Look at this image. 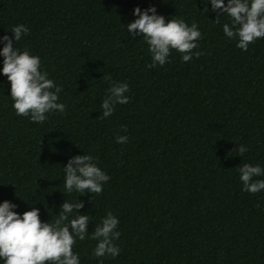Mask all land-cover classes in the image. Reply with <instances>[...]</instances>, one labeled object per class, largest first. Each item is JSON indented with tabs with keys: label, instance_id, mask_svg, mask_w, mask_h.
I'll use <instances>...</instances> for the list:
<instances>
[{
	"label": "trees",
	"instance_id": "1",
	"mask_svg": "<svg viewBox=\"0 0 264 264\" xmlns=\"http://www.w3.org/2000/svg\"><path fill=\"white\" fill-rule=\"evenodd\" d=\"M149 5L166 22L195 21L202 39L193 51L202 54L182 62L173 50L171 62L146 67L147 45L129 39L124 24L135 19V6ZM204 6L201 0H0V36L11 37L20 23L30 29L16 47L40 57L66 104L42 124L17 116L10 82L0 74V202L15 203L18 213L36 207L48 221L64 199L83 200L79 212L89 215L90 232L73 245L80 264H264V191H242L237 171L242 163L264 168V38L240 50L223 34L228 18L217 23ZM115 81L129 83V101L101 118L100 103ZM117 135L128 142L117 144ZM237 145L248 148L242 157ZM84 153L110 180L98 194H64L63 164ZM107 211L119 218L121 251L94 257L96 241L88 237Z\"/></svg>",
	"mask_w": 264,
	"mask_h": 264
},
{
	"label": "clouds",
	"instance_id": "2",
	"mask_svg": "<svg viewBox=\"0 0 264 264\" xmlns=\"http://www.w3.org/2000/svg\"><path fill=\"white\" fill-rule=\"evenodd\" d=\"M205 5L202 12L216 13V21L224 15L228 22L222 25L226 38L234 40L235 46L247 51L248 46L257 39L264 38V0H201ZM208 5H211L209 8ZM135 19L128 22L126 30L129 39L140 37L147 45L151 62L148 68L164 66L171 62L172 51L180 54L182 62L199 57L198 41L202 32L198 24H190L183 17L167 18L158 14L155 5L145 9L135 6L132 9ZM30 29L23 23L12 26L11 37L7 33L0 36V56L3 57L0 74L6 75L10 82L11 107L17 116L28 117L31 122L42 124L53 113L63 114L66 104L60 102L62 86L49 78L41 66V59L27 48L16 47V42L26 36ZM15 42V43H14ZM111 81V77H104ZM130 91L127 81L110 82L106 95L100 103L101 118H107L117 104L129 101ZM127 132L126 126H121ZM117 144L128 142L127 135L114 137ZM236 151L242 157L248 151L246 145H237ZM242 191L257 193L264 191V179H253L264 176V168L259 164L242 163L237 169ZM110 176L103 171L91 154L72 155L63 164L64 194L76 192L79 196L86 193H100ZM38 200L39 197L37 198ZM35 203V201H30ZM84 201L78 197L61 203L58 215L54 219L42 221L39 209L31 207L22 213L14 211L17 205L7 199L0 202V264H80L78 252L73 251L77 240L84 241L90 231L87 213L79 209ZM118 216L107 211L101 217L91 240L96 241L92 249L94 257L115 258L121 249L115 243L120 237Z\"/></svg>",
	"mask_w": 264,
	"mask_h": 264
}]
</instances>
